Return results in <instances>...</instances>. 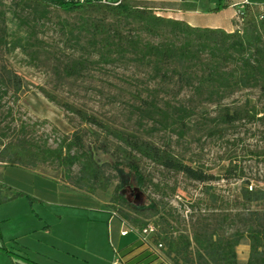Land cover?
Returning a JSON list of instances; mask_svg holds the SVG:
<instances>
[{"label": "rangeland", "instance_id": "rangeland-1", "mask_svg": "<svg viewBox=\"0 0 264 264\" xmlns=\"http://www.w3.org/2000/svg\"><path fill=\"white\" fill-rule=\"evenodd\" d=\"M137 2L150 7V2ZM194 2H198L197 8L205 16L215 8L213 0ZM245 2L264 4V0ZM16 4V0H0V70L10 69L22 79L18 96L9 92L0 98V142L19 137L55 148L62 137L83 129L85 144L92 143L95 139L92 132L96 129L83 125L60 106L72 105L113 127L135 132L168 149L192 169L216 177L198 183L144 161V169L154 185L145 189V196L155 202L158 214L142 219L156 227L159 234L191 237L192 230L203 225L217 228L226 237L240 230L245 215L241 189L264 192V98L259 92L238 90L221 100L209 101L205 95H197L185 80L179 82L171 69L163 68L158 75L151 66L127 60L93 64L81 76L65 78L62 67L70 60L83 58L94 63L98 60L89 47L90 37L76 34L74 28L80 18L51 9L46 18L39 20ZM104 21L112 25L111 20ZM69 29L74 30L73 34ZM120 29L128 31L127 27ZM144 38L157 42L156 38ZM38 87L54 95L57 102L48 100ZM145 101L154 102L167 113L166 126L156 122L158 116L151 120L142 112L152 109ZM245 103L248 104L245 110L254 106L260 113L256 119L232 125L212 121L222 108L237 109ZM94 158L111 180L108 190L96 198L67 190L51 180L48 175L71 185L62 179L55 164L38 165L36 171H31L3 166L0 162V182L37 199V202L27 197L6 200L10 194L2 192L1 198L6 201L0 204V220L8 219L1 225H5V238L11 240L10 248L14 244L34 248L40 242L65 248L70 255L84 258L90 264H104L115 258L116 228L105 209L114 188L118 185L120 193L135 205L146 202L132 174L113 169L110 156L96 148ZM230 162L236 165L241 178H222ZM78 172L76 165L72 177L76 178ZM250 209L264 210V200L251 204ZM45 225L51 228L50 236L42 232ZM126 232L129 235L121 238L119 246L132 238L131 232ZM242 245L245 244L239 247ZM30 256L38 259L32 253Z\"/></svg>", "mask_w": 264, "mask_h": 264}, {"label": "trees", "instance_id": "trees-1", "mask_svg": "<svg viewBox=\"0 0 264 264\" xmlns=\"http://www.w3.org/2000/svg\"><path fill=\"white\" fill-rule=\"evenodd\" d=\"M16 6L29 11L36 19H44L51 9L67 14H76L79 25L74 28L77 36L87 35L89 47L98 56L96 63L88 59H72L62 67L65 78L79 77L93 64H113L130 61L139 65L151 66L158 75L162 69H171L179 82L191 86L195 93L206 96L207 100H221L225 95L238 90H257L264 98V8L245 4L239 29L228 33L221 29L193 28L183 21L157 16L152 7L141 6L137 1H125L119 6L99 4L63 3L60 0H16ZM217 11V9H214ZM96 18H102L98 20ZM112 21V25L105 23ZM120 27H127L124 32ZM73 29L69 33L73 34ZM144 37L156 38L153 43ZM22 89L19 75L3 67L0 70V98L7 93L18 96ZM50 101L57 102L54 95L38 87ZM152 109H144L151 120L166 126L167 113L154 102ZM67 112L75 115L83 125L96 129L92 132L94 141L85 144V131H74L62 137L55 148L41 146L26 138L15 137L0 142V162L6 166L35 169L38 165L55 164L62 173V179L69 181L67 187L84 194L106 192L110 178L105 175L103 165L94 158L96 148L109 155L113 169L119 168L133 175L139 192L145 198L142 205L129 202L119 191L117 185L110 196L107 209L127 222L138 233L148 224L142 219L158 214L155 202L145 196V189L154 186L151 176L144 169V161L167 172L181 174L191 181L207 183L216 179L201 170L184 164L171 151L157 146L139 134L113 127L88 114L86 111L61 103ZM229 110L222 108L212 120L219 125H232L236 122L256 119L255 107ZM151 114V116L149 115ZM264 119V118H262ZM262 119H258L261 121ZM79 166L78 176L72 177V168ZM237 167L229 163L223 179L241 178ZM3 191L9 192L10 199L27 197L23 192L12 190L0 183V204ZM241 205L245 215L241 219V229L231 235L219 234L217 228L200 226L192 230L191 237L178 235L169 237L158 233L156 227L150 239L160 245L164 255L173 264H241L236 248L241 244L248 246V258L244 264H264V210H251L253 203L264 200V192H252L242 188ZM156 239V240H155ZM180 262V263H179Z\"/></svg>", "mask_w": 264, "mask_h": 264}, {"label": "crops", "instance_id": "crops-1", "mask_svg": "<svg viewBox=\"0 0 264 264\" xmlns=\"http://www.w3.org/2000/svg\"><path fill=\"white\" fill-rule=\"evenodd\" d=\"M141 1L150 2V7H152L154 13L157 16L183 21L193 28L221 29L225 32L231 33L235 30L236 27V11L238 10L240 4L247 0H213L215 2V8L210 9L209 12L211 13H209L207 16H205V12H202L200 11V9L197 8L198 2H194L196 0ZM246 4L249 3L246 2ZM254 5L264 8V4ZM214 9H217V11H214ZM3 166L5 165L3 164ZM26 170L36 171L37 168ZM48 177L51 180H54L57 183L61 184L63 187H65V189L70 191H76L72 188L67 187L65 183H63L56 177L50 175H48ZM7 186L11 187L10 185ZM100 193L103 192H96L93 195H86L91 196L92 198H96L98 197L97 195H99ZM10 197L11 195H9L7 198H9V200H12L10 199ZM17 198L18 197H16V199ZM107 205L108 202L105 205V209L110 216L109 221H111L116 228V231L113 234V238L115 239V244L118 247L116 256L118 257L119 264H173L171 260L164 255V252L161 250V248H158V246L152 243L150 239L151 235L147 237L146 242H143L140 238L138 231L132 228L127 222L122 220L120 217H118L114 213H111L107 209ZM37 220L41 221V218L37 217ZM4 221H8V219L6 218L0 220V264H90L84 258L79 259L77 257H74L68 253L69 251L67 249L55 246V244H46L39 242V245L34 248L29 246L21 247L18 244H14V246L10 248L9 242L11 240L5 238V225H1ZM42 229V232L46 236H50V226L45 225V227H43ZM126 230H129L131 232L132 238L127 243L123 245L121 244L122 246H119L121 238H125L129 235V233L127 234ZM124 232H126V234L122 235V233ZM248 250L249 249L246 244L240 247L238 246L236 253L238 261L241 264H244L246 262L248 258ZM239 252L241 256H239ZM30 253H32L38 259L36 260L32 258L30 256ZM113 261L114 259L110 262H103L104 264H113ZM96 264H102V262H97Z\"/></svg>", "mask_w": 264, "mask_h": 264}, {"label": "built area", "instance_id": "built-area-1", "mask_svg": "<svg viewBox=\"0 0 264 264\" xmlns=\"http://www.w3.org/2000/svg\"><path fill=\"white\" fill-rule=\"evenodd\" d=\"M63 3H74V4H84V3H90V4H99V5H106V6H119L123 2L127 0H60ZM246 2H243L240 4L238 10L236 11V27L235 29H239V26L241 24V15L242 11L244 9V5ZM251 190V188H249ZM155 231L154 227L152 225L146 226L142 231H140L139 235L143 242H146V239L149 235H151ZM126 232L122 233V235H125ZM158 248H161L160 245H158ZM113 264H119L118 257L116 256L114 258Z\"/></svg>", "mask_w": 264, "mask_h": 264}]
</instances>
